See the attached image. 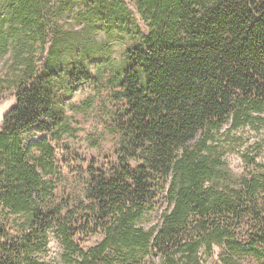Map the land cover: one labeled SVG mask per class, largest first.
<instances>
[{
	"label": "trees",
	"instance_id": "16d2710c",
	"mask_svg": "<svg viewBox=\"0 0 264 264\" xmlns=\"http://www.w3.org/2000/svg\"><path fill=\"white\" fill-rule=\"evenodd\" d=\"M136 2L148 31L124 0H0V56L21 71L0 129V219L12 221L0 224V264H52L54 237L57 264H205L214 246L264 264V139L242 154L244 172L227 159L239 130H264V0ZM66 17L73 27L48 30ZM107 72L120 164L88 169L81 224L50 202L55 148L25 136L74 135L72 97ZM80 225L104 239L85 250Z\"/></svg>",
	"mask_w": 264,
	"mask_h": 264
},
{
	"label": "rangeland",
	"instance_id": "374dc122",
	"mask_svg": "<svg viewBox=\"0 0 264 264\" xmlns=\"http://www.w3.org/2000/svg\"><path fill=\"white\" fill-rule=\"evenodd\" d=\"M124 1L133 11L137 24L144 31H148L147 23L138 12L136 0ZM72 24L74 23L70 17L55 19L49 25L48 30L51 31L55 25L66 28L73 27ZM75 26L78 27L79 25L76 24ZM38 48H40L39 45ZM125 48V45H116L114 55L119 56ZM48 50L49 44L45 47L44 55L47 54ZM40 54L41 51L37 53L38 58ZM10 64L9 56H0V129L5 115L16 105L17 85L10 87L9 82L17 83L21 75V71H11ZM110 80L111 74L107 72L105 78L100 80L97 85L85 84L72 97V105L68 108V112L72 117L74 135H65L61 139L52 138L48 134H27L25 136L28 144L46 140L55 148L54 170L46 176V179L51 183L50 202L55 206H61L67 213L73 211L81 224H84L83 222L90 214L88 213L89 209H87L90 200L87 199L86 193L91 178L88 169L90 166H94V174L98 176L103 172L110 173L120 164L118 149L121 136L115 123L117 108L110 99L113 91ZM238 134L242 136L243 144L237 152L230 153L227 159L235 171L242 173L246 169L242 154L250 146H254L256 142L264 139V130L258 134L247 127L239 130ZM32 152L37 156L41 155V151L37 147H33ZM257 158L258 161L264 162V148ZM130 164L135 169L140 165V162L134 160ZM81 204H84V207ZM160 214L161 209L157 208L147 214L143 224L149 227L158 223ZM5 218L8 222V218L3 216L0 219V224L5 223ZM13 218L11 216L9 220H13ZM10 222L6 225L8 228L12 226ZM94 226L80 225L77 230L75 239L85 250L95 247L104 239L102 231L92 232ZM62 252L63 247L60 241L54 237L43 258L47 262L57 264ZM204 260L205 264H258L256 259L250 255L229 256L224 246H214L212 254L210 256L204 255Z\"/></svg>",
	"mask_w": 264,
	"mask_h": 264
}]
</instances>
